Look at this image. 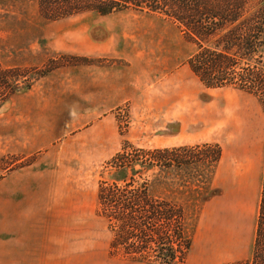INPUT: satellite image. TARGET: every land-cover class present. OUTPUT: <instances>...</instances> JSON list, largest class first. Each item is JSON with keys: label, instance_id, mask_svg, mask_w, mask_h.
<instances>
[{"label": "rangeland", "instance_id": "rangeland-1", "mask_svg": "<svg viewBox=\"0 0 264 264\" xmlns=\"http://www.w3.org/2000/svg\"><path fill=\"white\" fill-rule=\"evenodd\" d=\"M195 51L157 15L87 12L50 22L37 0H0V65L34 81L0 109V264L43 249L61 264H164L155 246L141 255L112 247L118 229L100 212L99 187L124 152L135 161L142 151L192 149L172 157L184 161L205 145L221 149L209 184H186L187 172L173 167L155 171V195L185 216L182 251L190 248L172 264L250 258L264 108L252 95L206 88L188 64Z\"/></svg>", "mask_w": 264, "mask_h": 264}, {"label": "trees", "instance_id": "trees-1", "mask_svg": "<svg viewBox=\"0 0 264 264\" xmlns=\"http://www.w3.org/2000/svg\"><path fill=\"white\" fill-rule=\"evenodd\" d=\"M37 1L41 15L50 22L87 12L108 16L136 11L162 17L175 24L195 45L196 51L188 64L206 88H229L252 95L264 108V0ZM25 73L22 68L3 69L0 65V109L10 96L32 88L34 81L21 80ZM42 74L39 78L46 75ZM204 148L206 152L184 161L172 157L178 150L192 149L142 151L138 155L142 159L135 161L126 152L116 157L118 163L107 180L111 184L101 183L97 197L101 214L118 229L113 248L140 254L155 246V255L164 264L184 257L177 253L190 248L186 244V250L182 251L185 216L175 209L173 200L155 195L159 182L155 171L159 166L173 167L187 172L182 176L186 184L195 183V177L197 183L209 184V175L214 174L220 162L221 149L210 145ZM136 176L141 183L137 184ZM237 264H264V175L252 255Z\"/></svg>", "mask_w": 264, "mask_h": 264}, {"label": "crops", "instance_id": "crops-1", "mask_svg": "<svg viewBox=\"0 0 264 264\" xmlns=\"http://www.w3.org/2000/svg\"><path fill=\"white\" fill-rule=\"evenodd\" d=\"M26 234H28L27 231ZM10 259L11 264H61L59 257L45 255V249L34 252L33 255H10Z\"/></svg>", "mask_w": 264, "mask_h": 264}]
</instances>
